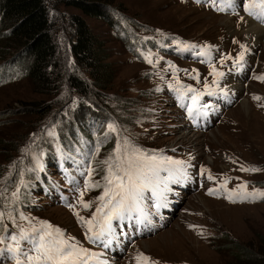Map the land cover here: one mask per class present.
I'll use <instances>...</instances> for the list:
<instances>
[{
	"label": "rangeland",
	"instance_id": "obj_1",
	"mask_svg": "<svg viewBox=\"0 0 264 264\" xmlns=\"http://www.w3.org/2000/svg\"><path fill=\"white\" fill-rule=\"evenodd\" d=\"M102 1L109 2L125 18L127 28L137 35H154L162 43L166 40L171 43V38L178 37L179 43L183 39L219 53L209 56L204 51L195 58H179L171 50L155 51L158 53L152 60L150 57L147 62L142 61L126 44L122 27L121 31L101 18L84 15L78 8L46 0L50 6L53 37L65 60L57 67L60 73L63 74V64L69 72L78 70L71 52L74 28L70 17L84 15L93 33L104 43L113 70V82L102 98L96 99L98 106L103 103L110 109L108 114L116 113L134 143L170 161L178 174H183L180 169L188 163V172L195 181L182 189L185 194L177 199L178 207L168 218L167 225L153 235L144 234L135 241V246L131 243L129 251L126 250L117 264H142L144 257L158 264H263L264 261L245 260L239 255L240 250L264 253V196L259 195L264 193V40L259 38L260 43H253L248 34V18L218 13L198 0ZM259 4L257 0L252 12H264ZM240 40L253 47L255 53L244 75L235 80L229 69L230 63L244 54ZM2 64L0 59V68ZM214 65H220V69L214 70ZM250 70L251 77H248ZM11 71L9 69L8 73ZM231 87L239 93L228 107L218 104L212 109L205 108L206 117L211 120L207 127L200 125L197 117L187 121L179 105L180 97L186 96L198 105L203 95L221 90L228 93ZM65 88L64 84L58 90L41 92L27 75L8 78L0 70V188L13 175V162L28 149L32 151L34 167L29 170L30 176L25 168L20 169V176L23 182L36 188L26 197L30 201L29 209L26 219H21V231L10 235L8 242H0V264H9L11 254L17 256L12 264H57V261L63 264L61 257L46 260L43 250L37 251L41 236L45 237L46 247H64L73 252L72 257L77 253L73 251L77 244L88 243L90 231L83 230L84 222L92 223L95 214L84 205H89L88 199L98 205L107 166L104 161L100 162L104 158L100 154L90 187L86 174L83 179L73 176L76 183L65 181L70 179L69 163L59 148L58 137H67L71 142L69 134L75 132L81 138L79 127L98 126V117L70 103L69 97L76 94ZM247 104L249 111H245ZM33 107L40 108V112L33 111ZM221 107L223 110L216 113L215 109ZM92 109L96 116L101 114V109ZM77 112L80 119H85L84 123L75 117ZM201 112L200 107L195 111ZM49 120H54L50 127L46 126ZM71 163L77 165V159H72ZM148 171L154 177L160 173L153 165L148 166ZM78 172L84 171L78 168L75 173ZM211 172L222 177L223 183L205 179L201 187L198 180ZM38 180H43L44 190L49 192L41 189ZM217 184H221L220 189L213 194L212 189ZM63 185L65 195L61 198L57 193L56 198L53 197L49 189ZM119 195L112 191L96 217L101 219L110 210L115 211L122 200ZM203 198L217 202L209 204ZM48 224L50 239L46 235ZM58 228L61 230L57 232ZM9 244L19 248L11 249ZM70 245L74 248H69ZM30 256L41 259L29 260Z\"/></svg>",
	"mask_w": 264,
	"mask_h": 264
},
{
	"label": "trees",
	"instance_id": "obj_2",
	"mask_svg": "<svg viewBox=\"0 0 264 264\" xmlns=\"http://www.w3.org/2000/svg\"><path fill=\"white\" fill-rule=\"evenodd\" d=\"M53 1L56 5L64 4L78 8L86 16L101 18L117 29H121V25L125 23V18L109 2L102 0ZM84 15L72 14L70 17L74 28L71 52L78 70L76 73L69 72L63 64L61 67L63 74H61L57 67L62 65L60 62L64 59L53 37L50 6L47 5L46 0H0V59L3 61L0 70L8 78L27 75L36 89L41 92L58 90L65 84L69 93L76 94L69 97L70 103L79 105L81 109H87L86 113L89 111L92 117H98V126L78 128L81 138L74 132L71 136L68 135L71 142L65 136V139L58 137L59 141H57L59 148L62 144L61 149L70 165H72V159H77L78 163L82 162L89 168L87 180L90 187L91 175L95 171V161L96 164L99 162L100 154L104 157L100 159V162L104 161L107 166L105 180H108L110 168L115 175L127 178L125 171L130 173L133 162L141 160L149 150L132 141L131 136L126 134L122 119L115 115V112L110 115L108 114L110 109L106 105L101 103L98 106V99L102 98L104 91L113 82V70H111V61L107 60L109 56L104 43L93 33ZM122 34L128 41L126 44L131 46V52L139 57L134 41L132 42L133 32L130 29L125 31L123 28ZM9 69H12L10 73H8ZM81 69H84L88 75H84ZM77 96L79 99H75ZM59 102L60 100L57 101ZM86 102L89 105H86ZM94 107L101 109V114L96 116L97 114L92 112ZM31 109L40 112V108ZM75 117L81 123L85 120L80 119L78 112ZM53 123L54 120L48 122L46 126L50 127ZM124 142L127 144L123 145ZM71 143L74 145L72 146ZM130 153H133L130 162L123 164L122 160H125ZM30 158H32V151L29 152L28 149L16 162H13L15 167L13 175L0 188V236L9 237L19 230L22 216L29 209L27 204L30 201L26 200V197H30L36 188L33 184L27 185L21 180L20 169L25 168L30 176L29 170L32 171L34 167L33 158ZM51 161L53 162L54 158L51 157ZM38 182L44 190L43 180H41L42 183L39 180ZM35 184L37 185L36 182ZM240 251L239 257L243 256L245 260L264 261V257H261L264 253Z\"/></svg>",
	"mask_w": 264,
	"mask_h": 264
},
{
	"label": "snow or ice",
	"instance_id": "obj_3",
	"mask_svg": "<svg viewBox=\"0 0 264 264\" xmlns=\"http://www.w3.org/2000/svg\"><path fill=\"white\" fill-rule=\"evenodd\" d=\"M213 2H215V0H213ZM226 2L228 4V6H231L232 3H233V0H226ZM254 6L255 5L252 4V3H250L248 5L247 10L249 11V14L256 15L257 18L264 19V12H261L259 14L252 12V8ZM259 6L262 9H264V0H260ZM218 10L223 11L224 9L223 8H219ZM256 99H260V98L256 97ZM109 127L111 128L112 126H109ZM121 171H125V170L121 169ZM125 175L127 176L128 182H129L127 185L124 183V177L123 176L115 175L112 172L111 168L109 169V177L107 178L108 179V183L112 184L113 183V179H114L115 181H117L116 187L119 188L121 192L127 193V195L122 197L121 203L115 209V212H116L117 215H120L125 210V205H124V201L125 200L131 199V201L133 203H135L136 200H137V197L142 195L143 190L145 188L151 187V181L150 180L148 182H146V183L136 184L135 180H133V177H132L131 173H128V172L125 171ZM169 178H171V176ZM129 185H131V187H129ZM108 194H109V191L106 190L104 195L107 196ZM116 194L119 195L120 193H116ZM248 195H252V194H248ZM259 195L264 196V193H259ZM101 199H103V197H101ZM84 206L85 207H89L90 205L85 204ZM127 210L131 211V207H129ZM81 219H83V218L81 217ZM88 223L91 224L90 221ZM56 231L58 232L59 230L57 229ZM46 235H51V234L47 233ZM12 239L15 240L16 237L13 236ZM44 239H45L44 236L40 237V241L41 242H40V244H39V246L37 248V251H40L42 249L44 257H45L46 260H53L54 257H61L62 259L67 260V259L72 257L73 252L70 251V250L66 251L64 247H61V246H57L55 248L46 247L44 245V243H43ZM63 243L64 242H61V244H63ZM68 247L69 248H74V246H71V245L68 246ZM0 251H2V250H0ZM28 259L29 260L39 261L41 259V257L40 256L31 257L30 256V257H28ZM138 259H139V257H138ZM147 259H148L147 257H144V260H147ZM57 264H59L58 261H57Z\"/></svg>",
	"mask_w": 264,
	"mask_h": 264
},
{
	"label": "bare ground",
	"instance_id": "obj_4",
	"mask_svg": "<svg viewBox=\"0 0 264 264\" xmlns=\"http://www.w3.org/2000/svg\"><path fill=\"white\" fill-rule=\"evenodd\" d=\"M247 27H248V34L251 36V40H253V43H260L259 42V38L260 40H264V27H262L261 25H258L251 21V20H247ZM228 24V23H227ZM253 37V38H252ZM246 103V101L244 102ZM249 106L248 104L245 106V111H249ZM47 125V124H46ZM44 136V135H43ZM206 201V203L208 202L209 204H213L216 203L217 201L211 200V199H207V198H203V201ZM234 209V207H233Z\"/></svg>",
	"mask_w": 264,
	"mask_h": 264
}]
</instances>
